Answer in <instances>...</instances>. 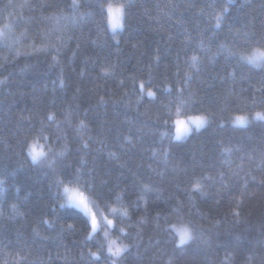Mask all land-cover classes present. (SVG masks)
I'll list each match as a JSON object with an SVG mask.
<instances>
[{
  "label": "trees",
  "instance_id": "1",
  "mask_svg": "<svg viewBox=\"0 0 264 264\" xmlns=\"http://www.w3.org/2000/svg\"><path fill=\"white\" fill-rule=\"evenodd\" d=\"M25 2L0 0V30L5 25L13 26L14 41H19L13 42L12 48L0 43V81H3L0 83V179L5 181L0 185V264L77 262L75 249L79 245L72 241L83 237L67 229L64 222L87 218L67 206L61 209L58 204L52 211L49 205L54 203V198L48 185L55 177L48 169L32 166L30 158L26 159V150L21 153L18 142L29 122L38 127L39 119L48 110L56 113L58 119L67 117L70 121V125H61L68 130L71 142L67 143V156L57 158L56 167L65 160L71 161L74 167H81L75 155L80 152L86 161L82 170L95 168L97 184L107 179L109 187L125 190L122 201L114 197L111 201V206L118 209L116 213H111L110 208L99 201V207L94 206L93 211L99 219V213L103 212L118 223L122 221L121 226L127 232L135 234L139 230L144 237L142 246L127 255L128 264H169V261L178 264L192 258L207 260L209 264H262L261 245L257 242L264 239V185L259 183L264 175V163L260 159L264 125L257 121L241 128L229 123L220 130L213 124L176 141L172 139L175 109L167 126L156 122L154 116L158 110L167 111L162 108L169 96L167 87L184 84L186 94H194L193 99L203 100L202 107H207L213 98L233 86L236 91L241 87L254 91L260 86L264 73L253 69L249 78L251 65H241L239 55L226 60L228 52L218 46L224 43L232 51L248 54L247 45L234 43L235 31L239 30L241 36L253 30L260 32L264 27V0H234L228 5L230 12L220 29L214 28L213 16L227 5V0H119L129 4L124 28L115 34L119 45L109 29L104 31L106 22L101 28L98 10L92 16L86 15L93 10L85 4L79 9V13L85 14L83 23L69 25L65 32L54 34V43L56 36L64 40L63 44L57 43L58 53L52 48L46 52L34 51V47L40 46L37 33L43 35L54 23L42 21L43 16L51 14L43 5L65 4L70 0H27L40 7L21 8ZM30 17H35V23ZM25 28L29 31L21 35ZM157 50L159 62L155 59ZM218 51L223 55H216ZM193 54L198 56L195 67L191 60ZM52 55L57 56L58 63L52 61ZM105 58L116 65L108 76L99 68ZM233 68L236 80L222 83L225 69ZM62 69L64 87L60 85ZM133 74L156 85L153 90L157 91L160 103L148 112L144 108L138 111L135 97L123 94L131 87L128 77ZM120 79L125 80V86L120 85ZM101 96L104 102H100ZM262 107L257 104L245 108L241 104L242 111L230 109L224 117L230 120L239 114L251 112L254 115ZM80 120H84L86 126L80 127ZM164 131L168 135L161 137ZM83 141H89V149H81ZM39 143L45 141L41 139ZM169 146L170 154L165 158L163 152ZM63 147L62 143L57 151ZM110 152H115V157H111ZM177 165L186 169V174L179 173L185 177V182L201 180L202 191L207 193H194L193 200H185L180 212L185 223L193 221L189 227L196 226L207 244L197 247L195 242L189 241L174 250L172 237L178 243L179 236L171 226L167 228L171 236L161 233L154 239L149 237L155 227L152 218L161 209L171 215L173 223L181 226L171 214L174 202L168 199L178 191L169 184ZM207 175L215 179H202ZM253 175L256 181H252ZM141 176L149 181L152 192H143L136 183ZM245 180L249 184L247 189L243 187ZM240 192L245 195H239ZM180 194L183 195L182 191ZM238 203L240 207H236ZM125 208L131 219L123 215ZM233 211L241 212V216L234 217ZM44 213L50 220H57L52 228L40 223L39 218ZM142 215L145 223L141 225L137 222ZM61 224H64L63 231ZM34 228L40 236L33 232ZM102 233L103 226L97 234L100 239H103ZM119 235L116 228L110 230L112 239ZM120 242L118 239L117 243Z\"/></svg>",
  "mask_w": 264,
  "mask_h": 264
},
{
  "label": "snow or ice",
  "instance_id": "2",
  "mask_svg": "<svg viewBox=\"0 0 264 264\" xmlns=\"http://www.w3.org/2000/svg\"><path fill=\"white\" fill-rule=\"evenodd\" d=\"M233 2L234 0H227V5H224L219 12L214 14V28L220 29L222 27L227 14L230 12L228 5H231ZM85 4L93 10L86 15L92 16L93 12L98 10L97 15L100 18L101 28H104L106 22L107 27L104 28V31L107 32V30L110 29L113 33L112 39L117 45H119L120 40L116 39L115 33L118 29L122 30L124 28V23L127 17L126 9L129 7L128 3H121L119 0H116V2H113V0H70V3L65 4L52 3L43 5L45 10L49 11L51 14L43 16L41 18L42 21H51L54 23L44 31L43 35L37 33L40 40V46L34 47V51L46 52L49 48H52L58 53L59 48L57 47V43L63 44L64 40L62 36H56V42L54 43V34L65 32L69 25L78 26L83 23L85 14L79 13V9ZM20 7L35 8L40 7V5L29 4L26 0L24 4L20 5ZM241 7H243V5H241ZM114 11L119 13L118 19L114 17ZM30 19L35 23V17H30ZM61 21L64 23L62 24ZM28 31L29 29L25 28L24 31L21 32V35H24ZM229 31L232 32L233 30L229 28ZM235 37H240V39L235 40ZM235 37L234 43L247 45L250 51L248 54H245L244 52L237 53L229 49L226 44L220 43L218 46L219 49L228 52L225 59L227 60L232 56L239 55V63L241 65H251V68L248 69L249 78H251V72L253 69H259L261 73H264V27L261 28L260 32L253 30L251 33L244 32L242 36L240 31L236 30ZM13 42H19L18 39L14 41L13 26L5 25L4 29L0 30V43H2L4 47L12 48ZM93 43H95V41H93ZM202 43L203 42H201V44ZM77 47H79V45H77ZM158 51L159 50H157V55L155 57L157 62L160 60ZM216 55H223V52L218 51ZM51 59L53 62L58 63L56 55H52ZM191 60L193 62L192 66L195 67L198 56L196 54L191 55ZM99 68L103 75L108 76L112 74L110 73V69L114 72L116 65L112 64L107 58H105V62L99 64ZM197 71H199V68H197ZM225 73V76L221 77L222 83L227 80L233 82L236 80V71L234 68L232 70L225 69ZM81 75H83V73H81ZM128 81L130 82L131 87L123 94L125 96L132 95L135 97V105L138 111L140 108H144L145 111L148 112L154 105L160 103L157 91L153 90L156 85H154L151 80L144 81L142 78H138L133 74L128 77ZM0 83H3V81H0ZM119 83L121 86H125L126 82L124 79H120ZM60 85L61 87H64L65 85L63 69L61 70ZM77 91H79V89H77ZM166 91L169 96L167 102L162 104V108L167 111L166 113H161L158 110L154 116V120L163 126H167L172 119L173 108L175 109V134L172 137L173 140L180 141L186 139L194 132L199 133L202 129H206V127H210L213 124H215L220 130L225 129L229 123L232 126H238L241 128H247L253 122L257 121L264 125V107H262L261 110H256L254 115L251 112L247 114H239L235 115L234 118H231L230 120L225 119L224 117L225 112L230 109H239L241 104H243L245 108L257 104L264 106V79L260 81V86L255 88L254 91H250L249 88L243 87H241L239 91H236L234 86L226 89L218 98H213L212 103L207 107H202L204 104L203 100L193 99L194 94H186L184 84H180L179 87H167ZM246 93L248 95H245ZM256 93H259V96H257ZM145 96L147 99H145ZM99 99L100 102H104L103 96ZM239 110L242 111L243 109ZM192 112L198 114H191ZM182 115L185 118H181ZM64 123L70 125V121L67 117H65L64 120H60L52 110L45 111L43 118L38 121V127L29 122V126H27L23 132L22 140L18 141L21 145V153L23 154L26 150V159L30 158L32 166H36L40 169H48L54 175V180L48 185L49 190H52V196L54 198V203L49 205L52 211H55V207L58 204L61 209H64L67 206L68 209H75L78 213H83L84 217L87 218H80L71 223L67 221L64 222L67 225V229L73 230L74 233L79 232L83 237L82 239L72 241L73 244L79 245V247L75 249L77 255L76 264H128L127 255L131 250L142 246L144 237L140 234L139 230H137L135 234L127 232L125 227L121 226L123 223L122 221L118 223L116 220L104 215L103 212L99 213L100 219H98L97 212L93 211L94 206L97 208L99 207V204L97 203L99 201L100 203L106 204L110 208L111 213H116L118 209L111 206V201L113 197L117 201H122L125 196V190L109 187L107 179L101 180L100 183L97 184L95 168H88L86 171L82 170L86 161L80 152H77L75 155L79 160L81 167H74L71 161L67 160L62 162L59 167H56L57 158H65L67 156V143L71 142L68 130L61 128V125ZM79 126H86L84 120H80ZM53 128L56 129L55 132L51 131ZM167 135V131L160 133L161 137ZM41 139L45 141L44 144L39 143ZM90 139L91 138H89V140ZM62 143L64 147L60 151H57V148ZM128 143L131 144V140H129ZM80 146L81 149H89L90 143L89 141H83ZM45 148H47L46 151ZM226 151H230V149H226ZM169 154L170 146L163 152L165 158H167ZM115 155V152H110L111 157H115ZM153 155H156V153L153 152ZM249 159H251V157H249ZM260 159L261 162L264 163V145L261 146ZM148 167L151 168V165H148ZM153 171H155V169H153ZM173 172L176 174L170 178L169 184L178 191L176 195L169 196L168 199L174 202V206L171 208V214L176 216L177 221L181 226L178 227L177 223H173L171 215L164 214L161 209L152 218V223H154L155 227L153 229V235L150 236L149 239H154L161 233H166L168 236H171V233L167 232L168 226H171L172 231L179 236L178 243L175 240V237H172L171 242L174 245V250L180 246L187 245L189 241L195 242L197 247L201 244H207V241L201 239L196 226L189 227V225L193 224V221L188 220L185 223L183 216L180 215L181 210L185 206V200H188L189 202L192 201L194 193H199L200 195L207 194L205 191H202V182L201 180H197L195 183H192L190 180L185 182V177L179 173L184 172L186 174V169L180 168L178 165L173 168ZM157 175L163 176V173H157ZM235 175H237V173H233V176ZM202 179L211 181L214 180L215 177L207 175L202 176ZM221 179H223V175L221 176ZM256 179L257 178L253 175L252 181H256ZM4 183L5 181L0 179V185ZM136 183L141 186L142 191L145 193L154 190L149 187V181L144 180L142 176ZM259 183L264 185V175L261 176ZM248 186V181L245 180L243 185L244 189H247ZM181 191L183 195L180 194ZM239 195L243 196L245 195V192H240ZM140 199L143 200L144 196H140ZM147 203L148 201L145 200V204ZM217 203H219V201H217ZM131 206L130 203L129 207ZM12 207L15 209L16 205L13 204ZM236 207H240V204L238 203ZM123 215L129 217L127 208H125ZM233 215L234 217L239 218L241 212L233 211ZM129 219H131V217H129ZM39 221L40 223L47 225L49 228H52L53 225L57 223L56 219L50 220L47 213L42 214ZM137 223L141 225L145 223L143 215ZM102 226L103 239H100L97 234L101 231ZM60 227L63 231L64 224H61ZM128 227L131 228L132 224L130 223ZM113 228H116L120 233L116 239L110 237V230ZM33 232H35L37 236L41 235L35 228L33 229ZM262 235H264V226H262ZM41 238L47 239V237ZM118 239L121 241L119 244L117 243ZM125 240L127 242H124ZM257 243L261 245L259 255H261L262 264H264V239L259 240ZM93 248L95 250H93ZM180 251L183 252L184 249L181 248ZM210 254L211 253L209 252V255ZM169 264H172V261H169ZM178 264H209V262L199 258H192L180 261Z\"/></svg>",
  "mask_w": 264,
  "mask_h": 264
},
{
  "label": "clouds",
  "instance_id": "3",
  "mask_svg": "<svg viewBox=\"0 0 264 264\" xmlns=\"http://www.w3.org/2000/svg\"><path fill=\"white\" fill-rule=\"evenodd\" d=\"M119 13L114 11V17L118 19Z\"/></svg>",
  "mask_w": 264,
  "mask_h": 264
},
{
  "label": "rangeland",
  "instance_id": "4",
  "mask_svg": "<svg viewBox=\"0 0 264 264\" xmlns=\"http://www.w3.org/2000/svg\"><path fill=\"white\" fill-rule=\"evenodd\" d=\"M109 31L111 32V30L109 29ZM120 31V29L117 30V32L115 34H117ZM112 33V32H111ZM113 34V33H112ZM99 219V218H98ZM179 240V237H178Z\"/></svg>",
  "mask_w": 264,
  "mask_h": 264
}]
</instances>
